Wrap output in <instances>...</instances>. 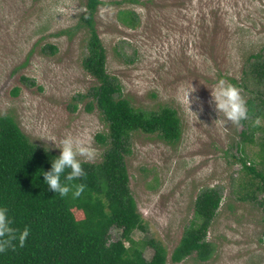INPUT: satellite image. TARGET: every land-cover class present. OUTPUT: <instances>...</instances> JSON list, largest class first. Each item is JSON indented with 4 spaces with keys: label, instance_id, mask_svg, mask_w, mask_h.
<instances>
[{
    "label": "rangeland",
    "instance_id": "rangeland-1",
    "mask_svg": "<svg viewBox=\"0 0 264 264\" xmlns=\"http://www.w3.org/2000/svg\"><path fill=\"white\" fill-rule=\"evenodd\" d=\"M101 1L106 5L96 14V28L107 52V72L120 82L123 97L145 111L172 107L182 121V138L174 146L143 133L132 138L126 158L130 187L148 227L135 238L161 242L167 264H174V249L196 221L198 196L218 188L223 201L208 234L214 256L207 262L192 256L179 264H264V211L238 199L244 176L239 158L251 164L259 149L243 142L242 122L218 116L210 102L218 80L240 84L246 60L264 51V0ZM85 4L0 0V116H12L41 147L42 139L90 137L96 157L81 162L99 163L105 149L97 135L107 127L97 110H87L90 99L79 97L97 84L83 68L89 40L81 20ZM125 10L137 14L135 29L121 23L119 13ZM235 86L246 103L250 93ZM187 91H193L190 104ZM153 254L145 248L147 260Z\"/></svg>",
    "mask_w": 264,
    "mask_h": 264
},
{
    "label": "trees",
    "instance_id": "trees-1",
    "mask_svg": "<svg viewBox=\"0 0 264 264\" xmlns=\"http://www.w3.org/2000/svg\"><path fill=\"white\" fill-rule=\"evenodd\" d=\"M103 5L106 3L101 0H86L81 18L89 33L83 68L97 84L88 95L79 96L90 99L87 110H97L107 127L105 133L97 135L105 149L103 159L99 163L81 162L86 176L73 181L86 185L80 197L73 198L71 192L61 197L47 189L40 175L41 170L50 169V160L59 154L45 152L44 147L33 143L12 116H0V205L8 208L14 228L29 229L24 246L13 241L0 254V264L168 262L167 249L161 242L135 238L136 232L146 233L148 227L131 191L126 158L132 152L136 133L157 136L171 146L178 144L182 121L172 107L145 111L123 97L120 82L107 72V52L96 28L95 17ZM119 16L126 27L135 29L139 24L135 12L125 10ZM48 48L53 54L57 52L54 46ZM245 65L242 82L230 81L250 93L246 100L248 117L241 121L247 129L241 137L259 150L251 164L245 156L239 158L244 176L238 180V199L264 211V51L251 54ZM22 81L28 79L23 77ZM19 92L15 89L14 95ZM222 201L218 188L201 192L195 202L196 221L174 249L172 263L179 264L192 256L200 262L212 259L216 246L208 241V234ZM114 231L118 235L114 236ZM146 247L153 250L151 260L145 258Z\"/></svg>",
    "mask_w": 264,
    "mask_h": 264
},
{
    "label": "clouds",
    "instance_id": "clouds-1",
    "mask_svg": "<svg viewBox=\"0 0 264 264\" xmlns=\"http://www.w3.org/2000/svg\"><path fill=\"white\" fill-rule=\"evenodd\" d=\"M185 93V99L190 104V93ZM211 104L218 116L222 115L227 121L239 124L247 119L248 111L245 100L240 90L225 79L218 80L210 89ZM45 146L44 151L49 152L52 148L59 150V155L50 160L51 167L47 171L41 170L43 184L55 194L61 197L67 196L70 192L73 198H78L84 192L86 185L73 183L81 177L86 176L82 168L81 157L85 161H92L96 157V150L92 147L91 139L87 136H74L68 134L62 139H42ZM51 142V148L47 142ZM39 175V176H40ZM13 221L9 217L8 208L0 205V254L4 253L13 241H17L20 247L29 235V229L18 230L14 228ZM19 233V234H18Z\"/></svg>",
    "mask_w": 264,
    "mask_h": 264
}]
</instances>
